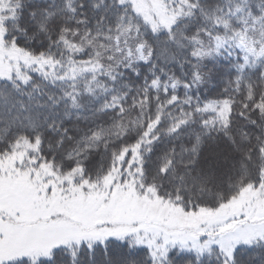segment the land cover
Segmentation results:
<instances>
[{
    "label": "snow or ice",
    "instance_id": "obj_1",
    "mask_svg": "<svg viewBox=\"0 0 264 264\" xmlns=\"http://www.w3.org/2000/svg\"><path fill=\"white\" fill-rule=\"evenodd\" d=\"M0 264H264V0H0Z\"/></svg>",
    "mask_w": 264,
    "mask_h": 264
}]
</instances>
